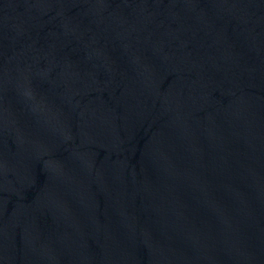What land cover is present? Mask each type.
<instances>
[{
	"label": "water",
	"instance_id": "1",
	"mask_svg": "<svg viewBox=\"0 0 264 264\" xmlns=\"http://www.w3.org/2000/svg\"><path fill=\"white\" fill-rule=\"evenodd\" d=\"M0 264H264V0H0Z\"/></svg>",
	"mask_w": 264,
	"mask_h": 264
}]
</instances>
